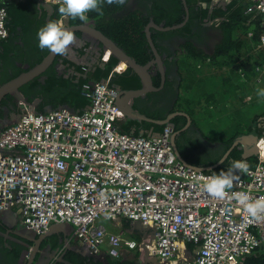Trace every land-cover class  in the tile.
<instances>
[{
  "label": "built area",
  "instance_id": "built-area-1",
  "mask_svg": "<svg viewBox=\"0 0 264 264\" xmlns=\"http://www.w3.org/2000/svg\"><path fill=\"white\" fill-rule=\"evenodd\" d=\"M24 1L31 0H0L6 13L0 33L8 35L7 5ZM247 1L246 12L259 14L264 24V0ZM59 16L63 27L69 26L70 17ZM6 37L0 35V42ZM240 76L258 84L264 65L252 79ZM82 94L89 101L82 112L26 111L0 130V211L19 209L24 225L38 235L53 224H69L93 254L112 259L127 248L147 252L160 264H242L264 244V219L250 218L232 197L237 192L253 201L264 197V136L257 139L256 164L235 171L238 179L220 200L203 189L216 174L177 158L171 127L158 136L120 131L123 116L110 77L85 83ZM117 219L141 222L153 232L141 241L127 239L109 231L107 224Z\"/></svg>",
  "mask_w": 264,
  "mask_h": 264
},
{
  "label": "flooded vegetation",
  "instance_id": "flooded-vegetation-1",
  "mask_svg": "<svg viewBox=\"0 0 264 264\" xmlns=\"http://www.w3.org/2000/svg\"><path fill=\"white\" fill-rule=\"evenodd\" d=\"M232 2L233 0H127L125 5H120L100 21L88 19L87 16L82 24L71 26L86 24L99 31L136 64L146 68L143 77L145 80L149 79L150 83H145L130 65L115 59L92 34L81 29L70 30L75 41L69 46L67 54H54L43 71L19 85L16 90H10L0 100V130L26 111L47 113L49 109L63 107L74 111L81 80L89 79L86 84L93 85L110 77V85L118 92L117 102L120 105H127V92L144 89L142 94L128 100L131 109L144 119L125 116L119 126L147 135L160 133L161 129L169 126L173 130L172 138L176 149L186 163L202 168L212 167L226 156L217 166L225 168L236 157L237 152L242 153L240 145L230 150L238 136L231 143H226L228 138L222 139V135L220 138L212 136L211 132H203L199 120L189 112L188 96L181 92L187 79L179 61L183 55L193 51L203 56L214 55L224 38L221 24L228 21L225 14H228ZM202 4L207 7H201ZM22 6L21 21L13 25L8 30L7 37L0 42V87L43 62L50 51L38 47L37 32L49 21H59L58 7L53 6L50 10L42 2H30ZM110 18L122 19L130 28H133L134 23V27L144 35L143 47L141 46L144 52L135 51V43L120 45L109 29ZM148 32L156 54L148 41ZM66 60L69 63H65ZM94 75L100 81L96 82ZM106 75L108 76L104 78ZM17 92L29 105L20 100ZM192 94L194 95L191 90L189 95ZM37 100L40 101L36 103ZM256 126L263 128L264 118L258 119ZM255 130L256 127H253L252 132H255L257 138L264 136H258ZM11 210L9 213L0 211V264H113V261H117V264H153L141 261L139 254L119 259L95 256L90 251L91 255L83 249L82 243L70 229H66V232L55 231L36 245L32 241L35 242L40 235L31 232L24 225L19 209ZM121 224L127 230H133L128 220H121Z\"/></svg>",
  "mask_w": 264,
  "mask_h": 264
},
{
  "label": "trees",
  "instance_id": "trees-1",
  "mask_svg": "<svg viewBox=\"0 0 264 264\" xmlns=\"http://www.w3.org/2000/svg\"><path fill=\"white\" fill-rule=\"evenodd\" d=\"M30 2L36 1L31 0L20 3H10L7 5L8 19L10 18V21H7L8 30L13 28V25L19 24L22 16L20 12V9L23 7L22 5L29 4ZM119 6L120 5H108L107 3H103L101 5V11L103 14L101 15L99 12L95 11L89 12L87 13V16H89L88 19L90 18L94 21H100L104 16L108 14L110 15L112 11L119 8ZM229 7L228 14H225L228 21L221 24L222 29L224 30V38L217 47L214 55L203 56L196 54V52L193 51L189 54L183 55L179 61L180 68L185 71L186 79L188 80H185L186 84L181 88V92L183 95L188 96L187 104L191 106H188L190 114L199 120L198 123L200 125L203 120L204 122H209L213 126L215 125L214 122L222 124L220 128L221 130L219 132H213L212 136H227L228 139L226 143H231L233 138L241 134H250L253 127H256L255 131L258 136L264 134V127L258 128L256 126L257 120L264 118V100H259L249 105L246 104L244 102L245 96L240 92L243 85L239 83V85L235 86L239 91L233 96L235 97L238 95L240 101L236 106L225 107L227 101H223L225 98L223 90L225 87L223 85H228V83L233 82L230 76L222 77V83L221 85H218L219 89L217 91L202 89V87L205 86V81H214L213 78H210L211 80H209L208 77H200L201 66L204 63L212 65L215 71L218 70L217 68L219 66L222 68V65H225L224 69L230 68L229 72L233 73L238 70L239 76L240 73L243 72L247 78L251 79L258 74V70L264 65V49L261 50L258 48L260 37L264 34V24L261 16L255 12H246L249 7L247 0H233ZM82 22L83 21H80L78 18L72 19L70 17L68 24L71 26L74 24H82ZM126 24L127 22L122 19L117 20L110 18L108 26L120 45L135 43V51L144 52V49L142 48L143 33L140 29L134 27V23H132L134 29ZM250 34L251 36L249 37ZM238 35L241 36V39L238 38ZM112 62H115V60H112ZM221 74H224V72ZM107 76L108 75L104 78ZM236 76H238L237 73ZM93 79L96 80V82L100 81L97 75H94ZM88 81L89 79L81 80L77 99L73 106L75 112H82L89 105V101L80 92V87ZM191 90L194 95H189ZM195 104L201 106L194 107ZM249 111H252L253 113H249ZM119 129L123 133L131 134V131L127 128L119 126ZM161 131L162 129L160 132ZM133 134L140 135L138 132H133ZM141 135L147 136V134L143 133ZM233 161H244L249 167H252L256 164L257 159L254 157L242 158L241 152H237L236 157L228 163L225 168L217 167L212 171L205 172L216 175H219L221 171L228 172L232 168ZM233 171L235 172V170ZM113 264H117V261H113ZM242 264H264V244L258 246L254 252L248 255Z\"/></svg>",
  "mask_w": 264,
  "mask_h": 264
},
{
  "label": "clouds",
  "instance_id": "clouds-1",
  "mask_svg": "<svg viewBox=\"0 0 264 264\" xmlns=\"http://www.w3.org/2000/svg\"><path fill=\"white\" fill-rule=\"evenodd\" d=\"M127 0H56L59 7V13L65 17H71L72 19L78 18L80 21L87 19V13L101 11V5L107 3L108 5H125ZM230 2V0H226ZM201 7H207L206 4H202ZM6 13L0 9V17H3ZM0 28H3V24L0 23ZM0 35L7 36L6 32L0 33ZM38 47L48 49L55 55H66L68 48L75 41V36L72 32L67 31L63 27V23L59 21H49L46 25L40 28L37 32ZM258 95L264 97V90H261ZM249 165L244 161H233L232 168L228 172L221 171L219 175L210 177L207 183L203 186L210 196L216 199L223 200L229 196L228 189H231L234 185V181L238 177L234 174V171L247 172ZM232 197L236 199L240 205H242L247 212L248 216L253 219H264V197L255 201L252 200L247 193L237 192L233 193Z\"/></svg>",
  "mask_w": 264,
  "mask_h": 264
},
{
  "label": "water",
  "instance_id": "water-1",
  "mask_svg": "<svg viewBox=\"0 0 264 264\" xmlns=\"http://www.w3.org/2000/svg\"><path fill=\"white\" fill-rule=\"evenodd\" d=\"M43 6L47 9H52L53 6L49 5V4H45L43 3ZM65 30L67 31H70V30H74V29H81V30H84L90 34H92V36L98 38L105 46L106 50H109V52L111 53V55L119 60V62H123L124 64L126 65H130V67H132L141 77L142 79L144 80L145 83H150V80L147 79L145 80L144 77H143V74H144V70L146 69L145 67H142L138 64H136L129 56H127L119 47L116 46V44H114L110 39H108L107 37H105L103 34H101L99 31L93 29L91 26L89 25H81V26H67L64 28ZM147 38H148V41L150 43V46L153 50V52H155L156 54V51L154 49V46L152 44V41L150 39V34L149 32L147 33ZM54 57V54L53 53H49V55L43 60V62L41 64H39L38 66H36L33 70H31L30 72L26 73V74H23L21 76H19L18 78L12 80L11 82L3 85L2 87H0V100L4 97V95L6 93H8L10 90H16V88L21 85L22 83H25L27 81H29L30 79H32L35 75H37L38 73H40L41 71H43L46 66L52 61V58ZM156 57L159 59L158 55H156ZM144 92V89L142 90H137V91H131V92H127L126 93V97H127V105H120L118 102H117V105L118 107L121 109V112H122V116L125 117V116H128L130 118H133V119H144L142 116H140L137 112L133 111L131 109V107L129 106L128 104V100L130 98H133V97H136L140 94H142ZM18 93V97L20 98V100H22V102L25 104V105H29V103L23 99V97L20 95L19 92ZM40 101V100H37L36 103ZM61 109H64V110H68L70 112H73L72 110H70L69 108L67 107H63ZM53 110L49 109V111L47 112H51ZM18 119V118H17ZM16 119V120H17ZM133 133V132H132ZM142 134V133H140ZM154 136H158V133H152ZM257 136L255 134V132L253 131L251 134H244V135H239L236 140L234 141V143L232 144L230 150H232L234 147H237V145H240L241 147L239 149L242 150V153H241V156L242 158H248V157H254L256 158L257 155H258V149H257V146H256V143H257ZM171 145L174 149V152L177 156V158L182 161L184 163V165H186L187 167H190V168H193L197 171H202V172H205V171H212L213 168L217 167L219 164L222 163V160L225 159V157L219 161L217 164H215L214 166L212 167H206V168H202V167H196V166H192L188 163H186L184 161V159L181 157V155L178 153L177 149H176V146H175V143H174V139L172 138L171 140ZM229 150V151H230ZM228 154V152L226 153V155ZM5 212L9 213L11 212L12 210H4ZM132 226H133V229L139 231V233L141 234H146L149 235L150 232H153L152 230H150L148 227H146L143 223L141 222H131ZM57 229H70V230H73L72 226H70L69 224H53L49 231L46 232L45 234H41L40 237L34 241H32L33 243H36V245H39L40 241L42 240V238H45L47 236H50V234H52L53 232H55ZM31 231V230H30ZM32 232V231H31ZM34 233V232H33ZM28 235H30L29 232H27ZM26 234V236H28ZM152 236H153V233H152ZM31 241V240H30ZM83 246V249L86 251H88L90 253V250L88 249V247L84 244H82ZM92 253V252H91ZM90 253V254H91ZM93 254V253H92ZM91 254V255H92ZM33 255V254H32ZM96 256V255H95ZM97 256H103L104 258H107L106 255H97ZM145 263H155V262H158L157 259L154 257V258H150L148 257V254L147 252L145 253ZM148 259H152V262L151 261H148Z\"/></svg>",
  "mask_w": 264,
  "mask_h": 264
},
{
  "label": "crops",
  "instance_id": "crops-1",
  "mask_svg": "<svg viewBox=\"0 0 264 264\" xmlns=\"http://www.w3.org/2000/svg\"><path fill=\"white\" fill-rule=\"evenodd\" d=\"M248 2V1H247ZM248 4H249V2H248ZM257 48V47H256ZM258 48L259 49H264V47H259L258 46ZM244 51V50H243ZM65 63H69L67 60L65 61ZM221 65V64H220ZM224 66L225 65H222V68H220V66L217 68L218 70L217 71H215L214 69L212 70V66L209 64V63H204L202 66H201V76L200 77H202V78H204V76L205 77H208V76H210V78H213V77H211L212 75H216V74H221L222 72H224V74H223V78L224 77H226V76H230V78L233 80V82H230V83H228V85H223L225 88L223 89L224 90V93H225V98H224V100L223 101H227L226 102V104H225V107H232V106H236L237 105V103L240 101V97H238V95L237 96H233V95H235V94H237V92L239 91V89H237V88H235V86H237V85H239V83L241 84V85H243L242 86V88H241V90H240V92H242V94H243V96H245V99H246V97L250 94L249 92H250V90H248V89H250L249 88V86H248V84H246L245 82V79L244 78H242V76H239V74H238V70H237V72L236 71H234L233 73L232 72H229V69L230 68H226V69H224ZM220 70H222V71H220ZM236 73H237V75L238 76H236ZM222 78V79H223ZM214 79V78H213ZM217 79L218 78H216V79H214V81H208L207 83L208 84H206V82H205V86H203L202 87V89H204V90H212V91H217L218 89H219V84L221 85V83L220 82H217ZM248 79H250V78H248ZM212 82V83H211ZM264 82V81H263ZM211 86V87H210ZM245 89H247V90H245ZM262 90H264V86H262ZM205 92V91H204ZM248 94V95H247ZM252 94V93H251ZM73 112H75V111H73ZM122 120V119H121ZM121 120L118 122V127H119V124H120V122H121ZM13 123V122H12ZM131 134H133L132 132H131ZM121 220H124V219H117V220H114V221H112V222H110V223H106L107 224V226H108V229H109V231H111V232H113V233H118V234H123V236L125 237V238H127V239H130V240H135V239H137L138 240V238H139V240L138 241H141V240H143V238H145L146 236H147V233L146 234H141V233H139V231H137V230H135V229H133V230H127L126 228H124L123 227V225L121 224ZM126 220V219H125ZM56 231H58V232H66L65 231V229H57ZM129 233H128V232ZM67 234H68V232H67ZM129 235H131V236H129ZM135 235V236H134ZM138 235H139V237H138ZM136 237V238H135ZM136 240V241H137ZM80 243V242H79ZM81 244V243H80ZM82 245V244H81ZM67 247H70V244H67ZM135 252V253H134ZM134 255V256H137L138 254H139V258L144 262L145 261V254H140V253H138L137 251H131V250H129V249H127V248H122L121 249V251H120V257L119 258H122V257H125V256H129V255ZM143 256V257H142ZM118 258V259H119ZM148 261H151L152 262V259H148ZM153 264H160V263H158V262H155V263H153Z\"/></svg>",
  "mask_w": 264,
  "mask_h": 264
},
{
  "label": "rangeland",
  "instance_id": "rangeland-1",
  "mask_svg": "<svg viewBox=\"0 0 264 264\" xmlns=\"http://www.w3.org/2000/svg\"><path fill=\"white\" fill-rule=\"evenodd\" d=\"M238 38L241 39V36L238 35ZM222 76H223V74H219V75L216 74V75H212L211 77H213L214 79L218 78L217 79V82L222 83ZM208 78H210V76H208ZM263 81H264V76H263V78L261 79V81L258 84H255L254 85V84H249L248 83V86L250 88V89H248V90H250V92H249L250 94L249 95H251V97L253 95V99H251V101L244 100V102L246 104L249 105V104H252V103H254L256 101L264 100V97L258 95V93L261 91L262 86H264V82ZM245 90H247V89H245ZM200 106L201 105H198V104H195L194 105V107H200ZM249 113H253V112L252 111H249ZM212 122H214V121H212ZM214 123H215V125L213 126L209 122L207 123V122H204V120H203L202 121V124H201V127H202L203 132H205L206 134H209L210 132L211 133H213V132H219L221 130L220 128H221L222 124H217V122H214Z\"/></svg>",
  "mask_w": 264,
  "mask_h": 264
},
{
  "label": "bare ground",
  "instance_id": "bare-ground-1",
  "mask_svg": "<svg viewBox=\"0 0 264 264\" xmlns=\"http://www.w3.org/2000/svg\"><path fill=\"white\" fill-rule=\"evenodd\" d=\"M6 28H7V25H6ZM7 31H8V28H7ZM215 65H216V64H215ZM181 66H182V65H181ZM184 66H185V65H184ZM211 66H212V65H211ZM212 70H213V68H212ZM113 73H114V72H113ZM207 79H208V78H207ZM209 80H211V79L209 78ZM205 82H206V81H205ZM205 82H204V84H205ZM207 82H208V81H207ZM207 82H206V84L209 83V82H208V83H207ZM211 83H212V82H211ZM194 85H195V84H194ZM210 87H211V86H210ZM198 90H199V89H198ZM117 93H118V92H117ZM200 93H201V92H200ZM200 93H199V94H200ZM203 93H204V92H203ZM201 94H202V93H201ZM205 96H206V95H205ZM203 97H204V96H203ZM204 98H205V97H204ZM204 107H205V106H204ZM120 110H121V109H120ZM217 111H218V110H217ZM122 119H123V118H122ZM11 124H12V123H11ZM9 125H10V124H9ZM9 125H7V126H9ZM7 126H6V127H7ZM4 128H5V127H4ZM230 129H231V128H230ZM229 131H230V130H229ZM128 134H129V133H128ZM201 134H202V133H201ZM202 135H203V134H202ZM226 135H227V133H226ZM226 135H225V136H226ZM147 136H154V135L151 134V135H147ZM217 136H218V135H217ZM220 136H221V135H220ZM229 137H230V136H229ZM223 138H224V137L222 136V139H223ZM226 138H227V136H226ZM222 139H221V140H222ZM222 141H223V140H222ZM224 141H225V140H224ZM219 154H220V153H219ZM244 161H245V160H244ZM216 162H217V161H216ZM123 222H124V221H123ZM128 225H129V224H128ZM127 232H128V231H127ZM128 233H129V232H128ZM129 236H131V235H129ZM134 236H135V235H134ZM131 237H132V236H131ZM138 237H139V235H138ZM135 238H136V237H135ZM10 239H11V238H10ZM10 239H9V240H10ZM135 240H137V239H135ZM138 240H139V238H138ZM138 240H137V241H138ZM137 256H138V255H137ZM142 257H143V256H142ZM141 261H142V260H141Z\"/></svg>",
  "mask_w": 264,
  "mask_h": 264
}]
</instances>
